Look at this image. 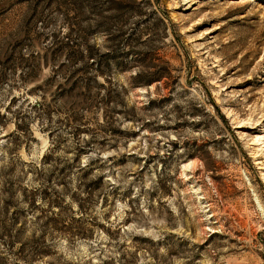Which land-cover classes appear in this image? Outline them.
Listing matches in <instances>:
<instances>
[{
    "label": "rangeland",
    "instance_id": "1",
    "mask_svg": "<svg viewBox=\"0 0 264 264\" xmlns=\"http://www.w3.org/2000/svg\"><path fill=\"white\" fill-rule=\"evenodd\" d=\"M0 264H264V0H0Z\"/></svg>",
    "mask_w": 264,
    "mask_h": 264
},
{
    "label": "trees",
    "instance_id": "2",
    "mask_svg": "<svg viewBox=\"0 0 264 264\" xmlns=\"http://www.w3.org/2000/svg\"><path fill=\"white\" fill-rule=\"evenodd\" d=\"M113 63H114V65L115 64H118L119 63V61H115V60H113ZM98 64H102V65H104V64H106V65H108V63L106 62V61H103V63H97L96 64V66H95V70H96V72L98 73V74H100L102 71H101V69H100V66L98 65ZM91 81H90V83H92V84H94V86H102V87H104L105 89H106V92H109V91H113V92H111V94L110 95H115L116 97H118V90L115 88V87H113V88H109V87H105L104 86V84H103V82H100V81H96L95 80V77L93 76V75H91ZM103 78H104V76H103ZM131 78H132V80H131V83H141V82H149L152 78H154V77H149V78H147V79H144L143 81H141L140 79H139V73H134V75L133 76H131ZM85 87H87V85L85 84ZM65 91H67L66 89L65 90H63V93H65ZM107 96L108 98L107 99H112V96ZM117 101L119 102V103H121V104H123L124 102H123V99H122V97H118L117 98ZM34 102H36V101H34ZM33 102V104H35ZM38 103H40V101L39 102H37V104ZM37 104H35V105H37ZM132 107H129L128 109H131ZM117 112H121V111H123V109H121V107H117ZM123 117H126V116H129V115H126V114H123L122 115Z\"/></svg>",
    "mask_w": 264,
    "mask_h": 264
}]
</instances>
